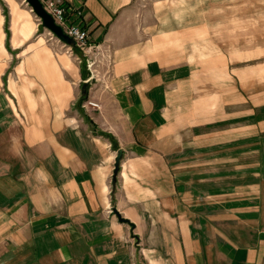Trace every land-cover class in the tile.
Masks as SVG:
<instances>
[{
    "label": "crops",
    "instance_id": "1",
    "mask_svg": "<svg viewBox=\"0 0 264 264\" xmlns=\"http://www.w3.org/2000/svg\"><path fill=\"white\" fill-rule=\"evenodd\" d=\"M180 1L64 0L105 81L82 115V64L0 0V264H264V86L221 101L235 73L220 92V60L188 57L203 0L194 26Z\"/></svg>",
    "mask_w": 264,
    "mask_h": 264
},
{
    "label": "rangeland",
    "instance_id": "2",
    "mask_svg": "<svg viewBox=\"0 0 264 264\" xmlns=\"http://www.w3.org/2000/svg\"><path fill=\"white\" fill-rule=\"evenodd\" d=\"M173 1L178 5V0ZM179 4L181 9H185L186 7V13L189 14L186 17L183 16V21L187 18L188 20H192V26H194L195 23V25H197L201 17L192 15L190 9H194L195 5L199 4V0L197 3L193 0L191 4L190 0H187L186 3L185 1H180ZM202 11L204 14L202 17L204 21V32L202 37L204 46L199 49L189 47L188 57H190L191 54L194 55L195 52L198 56H202L205 63L203 65L204 72L212 71L207 67V64H209L212 59L215 60V58H218L220 60L218 70L221 72V79L225 78L223 81H220V92H223V90L227 88L226 80L235 73V92L229 95V97L226 96L223 98L220 95L219 98L223 103L234 98L237 105L240 106L238 103H244V95L246 101H250L248 103H256L255 101H257L259 97H255L254 94L260 89V83L264 86V80L257 79L261 69L264 68V0H203ZM33 13L35 12L33 11ZM34 20H36L38 25L35 38H44L46 43L55 49V51L58 53L66 52L67 55H70L71 60L75 64H82L79 58H77L78 54L73 51L72 47L66 46L60 42V39L43 27L42 21L39 20L36 15ZM175 22L179 24L174 20L172 24H175ZM192 34L188 33V37L186 38L183 36V39H187L189 43L188 46H194L195 40L199 42L202 33ZM173 37L174 36L170 39L173 40ZM174 50L179 49L172 47L171 53L174 52ZM179 52H181V50H179ZM88 60L89 61L86 62L87 69L84 71L88 75L87 80H82L81 84L83 85L87 82L86 85L89 84L90 87H99L103 85L104 88L105 81L101 82L97 80V76H95V72H97L98 69L96 60L93 58H89ZM245 74L248 77H256V80L248 81V79H246V85L238 81V79H243ZM89 101L91 100L84 101L83 105L85 109L89 106L92 108L95 107L90 104Z\"/></svg>",
    "mask_w": 264,
    "mask_h": 264
},
{
    "label": "built area",
    "instance_id": "3",
    "mask_svg": "<svg viewBox=\"0 0 264 264\" xmlns=\"http://www.w3.org/2000/svg\"><path fill=\"white\" fill-rule=\"evenodd\" d=\"M40 2L45 6L56 24L61 25L65 33L75 40V46L83 54L84 60L89 61L87 54L89 49L92 48L89 42L90 32L84 29L82 13L75 11L73 8L71 9L64 0H40ZM77 58L82 63L80 57ZM89 103L99 108V104L96 102L89 101Z\"/></svg>",
    "mask_w": 264,
    "mask_h": 264
},
{
    "label": "water",
    "instance_id": "4",
    "mask_svg": "<svg viewBox=\"0 0 264 264\" xmlns=\"http://www.w3.org/2000/svg\"><path fill=\"white\" fill-rule=\"evenodd\" d=\"M27 5L31 6L33 11L35 12L36 17L42 21V26L45 27L50 31V33H53L58 39L61 40L66 46L72 47L75 45L74 39H72L69 35L65 33L62 26L59 24H56L55 20L50 16V13L46 10L45 6L42 5L40 0H25ZM86 83L82 85V89L84 90V93L86 92ZM123 150L119 149L117 155H116V162L114 167V174H113V180L111 181L112 187H116V181L119 175V170L121 166L122 161V153ZM114 214L117 215L119 221L127 222L129 223L128 219L125 217L119 215L115 210H113Z\"/></svg>",
    "mask_w": 264,
    "mask_h": 264
},
{
    "label": "trees",
    "instance_id": "5",
    "mask_svg": "<svg viewBox=\"0 0 264 264\" xmlns=\"http://www.w3.org/2000/svg\"><path fill=\"white\" fill-rule=\"evenodd\" d=\"M73 50H74L75 53L78 54V56L82 60V65H81V67L83 68L82 71H83L84 76L87 77V75L84 73L85 69H87V65H86V60H84V58L82 56L83 54L80 52V50L78 49V47H76L75 45L73 46ZM85 89H86V92L83 93V96L82 97H80L79 102H78L79 105L77 106V109L80 111V113H82V115H83V112H84V110L82 109V104L88 98V89H89L88 88V85H86V88ZM105 134L110 137L109 134H107V133H105Z\"/></svg>",
    "mask_w": 264,
    "mask_h": 264
}]
</instances>
